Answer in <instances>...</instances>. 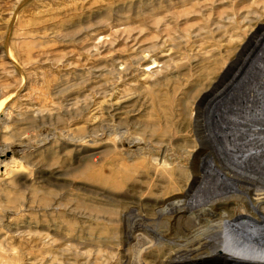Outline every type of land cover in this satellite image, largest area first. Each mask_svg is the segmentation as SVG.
I'll use <instances>...</instances> for the list:
<instances>
[{
    "label": "rangeland",
    "instance_id": "rangeland-1",
    "mask_svg": "<svg viewBox=\"0 0 264 264\" xmlns=\"http://www.w3.org/2000/svg\"><path fill=\"white\" fill-rule=\"evenodd\" d=\"M263 41L264 0H0V264H132Z\"/></svg>",
    "mask_w": 264,
    "mask_h": 264
},
{
    "label": "bare ground",
    "instance_id": "bare-ground-1",
    "mask_svg": "<svg viewBox=\"0 0 264 264\" xmlns=\"http://www.w3.org/2000/svg\"><path fill=\"white\" fill-rule=\"evenodd\" d=\"M246 59L251 65L215 101L223 108L200 134L208 155L183 172L185 193L166 198L151 225L130 227L132 264L166 246L161 264L264 261V41Z\"/></svg>",
    "mask_w": 264,
    "mask_h": 264
}]
</instances>
